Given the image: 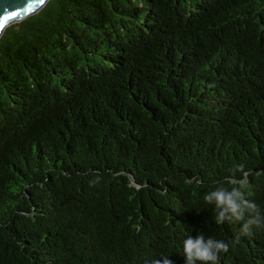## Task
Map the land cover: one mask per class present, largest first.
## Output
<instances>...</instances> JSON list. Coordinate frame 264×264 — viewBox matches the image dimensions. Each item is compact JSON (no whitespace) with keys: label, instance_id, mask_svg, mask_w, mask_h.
<instances>
[{"label":"trees","instance_id":"obj_1","mask_svg":"<svg viewBox=\"0 0 264 264\" xmlns=\"http://www.w3.org/2000/svg\"><path fill=\"white\" fill-rule=\"evenodd\" d=\"M229 170L264 209V0H48L4 30L0 264H183L196 232L264 264L203 202Z\"/></svg>","mask_w":264,"mask_h":264},{"label":"clouds","instance_id":"obj_2","mask_svg":"<svg viewBox=\"0 0 264 264\" xmlns=\"http://www.w3.org/2000/svg\"><path fill=\"white\" fill-rule=\"evenodd\" d=\"M245 184V180H236L229 170L222 181L214 182V187L203 194V202L212 206L217 224L242 221V233L253 228L264 230V209L245 199ZM227 248L224 240L206 236L203 232L188 234L182 241L183 264H219L220 254ZM145 264H173V261L161 254V258L146 260Z\"/></svg>","mask_w":264,"mask_h":264},{"label":"water","instance_id":"obj_3","mask_svg":"<svg viewBox=\"0 0 264 264\" xmlns=\"http://www.w3.org/2000/svg\"><path fill=\"white\" fill-rule=\"evenodd\" d=\"M48 0H0V37L6 27L41 10ZM134 184V183H133Z\"/></svg>","mask_w":264,"mask_h":264},{"label":"snow or ice","instance_id":"obj_4","mask_svg":"<svg viewBox=\"0 0 264 264\" xmlns=\"http://www.w3.org/2000/svg\"><path fill=\"white\" fill-rule=\"evenodd\" d=\"M45 2V0H40V3H44Z\"/></svg>","mask_w":264,"mask_h":264}]
</instances>
